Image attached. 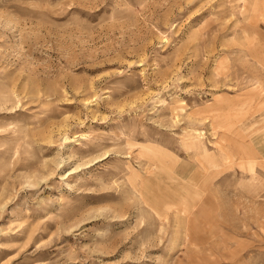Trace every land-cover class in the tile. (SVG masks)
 I'll list each match as a JSON object with an SVG mask.
<instances>
[{
    "label": "rangeland",
    "instance_id": "1",
    "mask_svg": "<svg viewBox=\"0 0 264 264\" xmlns=\"http://www.w3.org/2000/svg\"><path fill=\"white\" fill-rule=\"evenodd\" d=\"M0 264H264V0H0Z\"/></svg>",
    "mask_w": 264,
    "mask_h": 264
},
{
    "label": "bare ground",
    "instance_id": "2",
    "mask_svg": "<svg viewBox=\"0 0 264 264\" xmlns=\"http://www.w3.org/2000/svg\"><path fill=\"white\" fill-rule=\"evenodd\" d=\"M197 177V176H196ZM195 182V181H194ZM198 194H199V192H198ZM201 195V194H200ZM203 196V195H202ZM200 204H201V206H207V203H206V201L205 200H201L200 201Z\"/></svg>",
    "mask_w": 264,
    "mask_h": 264
}]
</instances>
